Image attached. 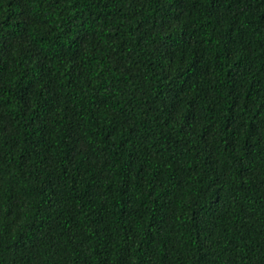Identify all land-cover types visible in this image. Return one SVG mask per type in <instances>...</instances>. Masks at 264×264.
I'll return each mask as SVG.
<instances>
[{
	"label": "trees",
	"instance_id": "obj_1",
	"mask_svg": "<svg viewBox=\"0 0 264 264\" xmlns=\"http://www.w3.org/2000/svg\"><path fill=\"white\" fill-rule=\"evenodd\" d=\"M0 264H264V0H0Z\"/></svg>",
	"mask_w": 264,
	"mask_h": 264
}]
</instances>
